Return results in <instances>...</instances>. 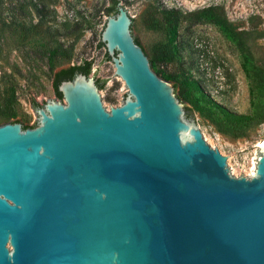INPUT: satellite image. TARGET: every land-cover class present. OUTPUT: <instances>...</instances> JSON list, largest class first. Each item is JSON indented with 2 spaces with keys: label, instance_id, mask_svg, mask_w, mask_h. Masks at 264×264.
<instances>
[{
  "label": "water",
  "instance_id": "95a60500",
  "mask_svg": "<svg viewBox=\"0 0 264 264\" xmlns=\"http://www.w3.org/2000/svg\"><path fill=\"white\" fill-rule=\"evenodd\" d=\"M119 2L90 61L105 48L121 105L103 106L99 66L56 98L67 64L42 105L27 91L33 127L0 123V264H264V141L250 176L231 175Z\"/></svg>",
  "mask_w": 264,
  "mask_h": 264
},
{
  "label": "rangeland",
  "instance_id": "374dc122",
  "mask_svg": "<svg viewBox=\"0 0 264 264\" xmlns=\"http://www.w3.org/2000/svg\"><path fill=\"white\" fill-rule=\"evenodd\" d=\"M119 4H124L131 17L135 15L133 33L148 58L154 45L165 42L163 32L143 25L142 18L148 11L177 8L189 13L215 6L234 29L246 33V44L255 63L264 66V0H120ZM108 5V0H0V123L17 117L20 123L32 124L35 116L27 91L42 105L41 96L44 101L45 96H54L50 81L55 69L73 65L72 61L79 64L82 55L84 60L93 57L98 31L108 16L101 15L100 24L94 22ZM38 21L46 25L34 33L31 25ZM58 44L63 52L49 58V50ZM104 53V47L95 50L89 77L99 66L95 78H109L105 83L109 86L98 92L103 106L110 110L109 104L121 105V95L128 90L120 76H113L115 67L111 61L97 65ZM241 62L240 52L217 26L186 17L179 24L176 56L158 67L175 76L198 80L205 91L227 108L247 112L249 83ZM4 112L14 116L6 120ZM193 114L205 141L222 155H229L230 174L237 177L242 172L243 176H250L256 164L255 149H260L256 145L264 141V123L247 137L234 139L217 132L197 112Z\"/></svg>",
  "mask_w": 264,
  "mask_h": 264
},
{
  "label": "trees",
  "instance_id": "16d2710c",
  "mask_svg": "<svg viewBox=\"0 0 264 264\" xmlns=\"http://www.w3.org/2000/svg\"><path fill=\"white\" fill-rule=\"evenodd\" d=\"M116 6L117 3L113 2L107 10L116 12ZM186 17L212 22L236 46L242 56L241 66L249 83V111L236 112L227 108L205 91L196 79L175 76L160 70L158 67L159 63L169 62L176 56L179 24ZM142 22L147 29L161 31L165 35V42L158 43L151 48V56L149 58L151 68L159 76L173 82L174 90L178 89L176 97L181 102L188 103L190 110L197 112L203 120L214 126L217 132L234 139L247 137L258 125L264 123V66L255 63L253 55L246 44V33L234 29L222 16V13L218 12L217 7L209 6L189 13H183L177 8L152 9L143 16ZM43 25H46L45 22L38 21L31 25L30 30L34 33L38 32ZM43 29H47V27ZM134 40L141 46L137 38ZM101 44L104 45L102 42ZM143 51L145 52L144 49ZM58 52H63L60 44L49 50V58H53ZM145 54L147 55L146 52ZM91 64L92 62L89 60L57 70L53 78L56 97L62 99V94L57 88L60 81L73 79L78 72L89 76ZM96 84L99 89L103 87V82L100 80H96ZM185 109H187L186 106ZM3 115L6 120L14 116V114L7 112H4ZM16 121L18 120L13 122ZM22 127L33 126H29L25 122L22 123Z\"/></svg>",
  "mask_w": 264,
  "mask_h": 264
},
{
  "label": "flooded vegetation",
  "instance_id": "af4514ba",
  "mask_svg": "<svg viewBox=\"0 0 264 264\" xmlns=\"http://www.w3.org/2000/svg\"><path fill=\"white\" fill-rule=\"evenodd\" d=\"M57 98V97H56Z\"/></svg>",
  "mask_w": 264,
  "mask_h": 264
}]
</instances>
